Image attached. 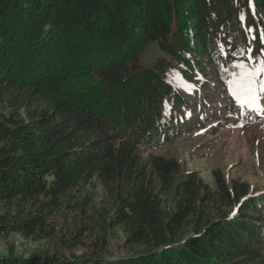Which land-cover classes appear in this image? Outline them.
<instances>
[{
    "label": "trees",
    "instance_id": "obj_1",
    "mask_svg": "<svg viewBox=\"0 0 264 264\" xmlns=\"http://www.w3.org/2000/svg\"><path fill=\"white\" fill-rule=\"evenodd\" d=\"M258 25L264 35V0H0V235L42 238L71 192L97 179L112 191L107 228L143 249L113 261L37 254L8 262L264 264V193L220 171L213 185L188 171L174 187L175 209L164 212L147 168L168 190L179 162L151 152L143 160L139 143L157 146L166 134L142 115L120 134L101 116L131 86L139 91L129 102L141 112L167 93L168 61L143 72L149 43L200 71L208 56L201 88L220 90L239 72L234 65L264 62ZM150 83L162 88L140 100ZM210 94L197 105L203 112L215 104ZM223 101L232 102L227 93Z\"/></svg>",
    "mask_w": 264,
    "mask_h": 264
},
{
    "label": "rangeland",
    "instance_id": "obj_2",
    "mask_svg": "<svg viewBox=\"0 0 264 264\" xmlns=\"http://www.w3.org/2000/svg\"><path fill=\"white\" fill-rule=\"evenodd\" d=\"M248 14L255 16L253 11ZM195 27L197 35L198 25ZM257 27L259 31L263 30ZM140 57L144 73L148 68H155L159 61L160 64L168 61L162 73V79L167 84L165 87L169 88L167 93L157 98L158 102L154 105L149 98L145 104L152 107L141 112L139 108L133 110L132 101L129 102L139 91L131 86L124 92L116 93L104 105L101 116L107 117L110 130L120 134L129 136L141 124L137 118L139 115L145 116L147 121H157V127L166 134L157 146L139 143L143 160L151 152L179 162L180 169L173 176L168 190L164 189L157 173L147 168L145 182L150 183L159 196L164 212L175 209L174 187L188 171H195L209 185H213V172L220 171L226 180L236 178L247 181L254 193H264V93L257 91V107L242 109L230 92L229 82L220 90L212 86L210 90L201 88L207 82V74H210L204 71L208 61H211L208 56L202 58V71L184 65L185 60L181 56L175 58L176 61L174 57L163 54L155 43H149ZM259 57L264 59V49ZM256 67L259 66H253ZM261 75L256 78L257 89ZM144 78L147 79V76L144 75ZM149 85L140 100L151 94L150 89L160 91L162 88L157 84ZM198 89L203 92H197ZM213 90H217L215 96ZM204 92L211 93L210 96L216 100L207 112L197 108L200 99L205 97ZM225 93H229L232 102L223 101ZM190 114L195 117L194 120L188 118ZM198 121L201 123L196 125ZM64 204L52 222L49 221L51 227L52 224L54 226L53 231H48L42 238L40 235L36 236V240L15 234L0 235V264H12L8 261L37 254L76 258L99 254L107 261H113L143 252L141 247L126 243L125 235L118 228H107L111 217L112 191L99 180L93 179L81 192L73 190ZM231 208L224 209L230 211Z\"/></svg>",
    "mask_w": 264,
    "mask_h": 264
},
{
    "label": "snow or ice",
    "instance_id": "obj_3",
    "mask_svg": "<svg viewBox=\"0 0 264 264\" xmlns=\"http://www.w3.org/2000/svg\"><path fill=\"white\" fill-rule=\"evenodd\" d=\"M243 55V51L239 53ZM234 67L241 69L237 74L234 73V79L229 82L231 94L237 99L239 106L254 108L257 107V91L264 93V83H261L257 89V76L264 73V62L259 67L249 69L243 62Z\"/></svg>",
    "mask_w": 264,
    "mask_h": 264
}]
</instances>
